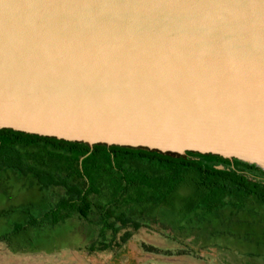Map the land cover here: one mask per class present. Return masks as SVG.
I'll return each mask as SVG.
<instances>
[{
	"label": "water",
	"instance_id": "1",
	"mask_svg": "<svg viewBox=\"0 0 264 264\" xmlns=\"http://www.w3.org/2000/svg\"><path fill=\"white\" fill-rule=\"evenodd\" d=\"M0 129L264 171V0H0Z\"/></svg>",
	"mask_w": 264,
	"mask_h": 264
},
{
	"label": "trees",
	"instance_id": "2",
	"mask_svg": "<svg viewBox=\"0 0 264 264\" xmlns=\"http://www.w3.org/2000/svg\"><path fill=\"white\" fill-rule=\"evenodd\" d=\"M16 146L38 150L25 162ZM222 161L212 155L198 161L141 149L89 147L0 129V165L30 163L28 170L40 174L42 187L50 189L44 190L47 207L31 218L32 226L53 228L74 220L91 251L111 252L140 227H179L192 216L204 218L225 206L238 209L248 200L264 205V181L252 175L254 166Z\"/></svg>",
	"mask_w": 264,
	"mask_h": 264
},
{
	"label": "rangeland",
	"instance_id": "3",
	"mask_svg": "<svg viewBox=\"0 0 264 264\" xmlns=\"http://www.w3.org/2000/svg\"><path fill=\"white\" fill-rule=\"evenodd\" d=\"M16 148L25 162L38 150ZM7 163L0 165V264H264V205L254 200L204 218L192 216L179 227H140L111 252L91 251L74 220L53 228L32 226L31 218L47 207L44 190L50 189L42 187L40 174L28 170L30 163Z\"/></svg>",
	"mask_w": 264,
	"mask_h": 264
},
{
	"label": "flooded vegetation",
	"instance_id": "4",
	"mask_svg": "<svg viewBox=\"0 0 264 264\" xmlns=\"http://www.w3.org/2000/svg\"><path fill=\"white\" fill-rule=\"evenodd\" d=\"M223 161L221 162L222 164H226L228 163L229 166H234L237 165L235 163V159L232 160H228V159H224L222 158ZM237 161V160H236ZM239 162V161H238ZM242 163V162H241ZM246 164V163H245ZM217 168H223L222 165H218ZM255 169L252 170V175H254L256 178L260 179V181H264V171H261L260 169L254 167Z\"/></svg>",
	"mask_w": 264,
	"mask_h": 264
}]
</instances>
